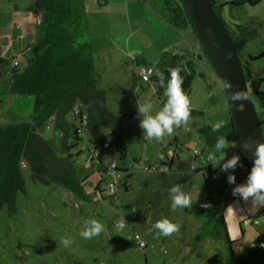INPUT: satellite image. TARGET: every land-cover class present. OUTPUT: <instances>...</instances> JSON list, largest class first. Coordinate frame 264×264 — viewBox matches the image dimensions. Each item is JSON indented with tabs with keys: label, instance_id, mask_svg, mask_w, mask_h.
Returning a JSON list of instances; mask_svg holds the SVG:
<instances>
[{
	"label": "rangeland",
	"instance_id": "374dc122",
	"mask_svg": "<svg viewBox=\"0 0 264 264\" xmlns=\"http://www.w3.org/2000/svg\"><path fill=\"white\" fill-rule=\"evenodd\" d=\"M21 1L23 5L30 0ZM72 1L78 5V8L83 7L87 15L89 40L96 68L99 64L102 66L101 62L104 61L107 65L122 64L126 61L123 56H128V50L134 52L136 49L131 54L132 58L136 57L140 51L146 55L143 57L149 59L145 46H151L148 39L152 40L154 31L150 27L151 20L147 21L149 13L143 0H109L113 4V9L111 13L105 14L88 12L93 11L91 9L97 6V0ZM222 1L225 0H217V4ZM222 7L224 11L221 18L227 26L246 25L254 33L240 51L241 59L244 61L248 56H255L264 50V0L255 7L247 5L236 7L229 3H224ZM152 50L153 47L150 48V53ZM154 64L155 62H152V65ZM199 69L202 70L201 67ZM251 69L264 76V61L252 63ZM196 74L198 76V71ZM114 80L108 97L117 96L114 101L116 105L115 108L113 107L114 112L119 115L125 113V116H122L124 119L123 142L131 145L133 141L136 146H139L140 128H137L133 119H130L128 112L125 111V105L131 107L134 103L133 99L129 96L123 97L121 93L126 91L125 84H122L118 77ZM206 89L210 90V99L213 97L212 94H219L215 96L217 99L215 105L225 108L227 112V104L219 82L217 81L216 85L208 82ZM11 97L0 95V125L28 121L32 116V103L31 107L18 105L10 102ZM158 102L159 100L154 98L152 103L158 104L157 107H159ZM253 102L257 110V101L253 100ZM108 103L110 108L114 105L111 100ZM78 104L82 111H86L81 103ZM258 119L264 138V118L258 114ZM70 128L73 131L75 126L70 124ZM100 130V142L105 139L111 141L109 151L100 159L101 163L86 151L90 147L89 139H82L77 143V147L66 151L61 130L55 122H49V128H45V124L36 128V133L50 144L56 157L67 158L71 154L70 160L76 175L80 180H84L82 191L85 197H76L58 184L44 185L33 182L29 168L24 163L25 168L22 167L24 169L21 170L24 191L17 195L16 214L9 216L5 208L0 211V262L2 264H144V256L147 264H162L166 261L168 264H182L181 259L179 262L174 260L176 251L174 238L180 235L181 222L184 220L182 208L173 210L170 207L171 200L166 195L163 184L160 181L158 183L145 178L147 173L144 175L145 172L141 171L143 166L141 162L133 164L134 170L142 173L133 177L132 185L129 180L133 173H123L122 179L118 181L115 195L107 196L106 178L102 174L104 166L109 163L119 166L122 163L117 155H112L114 136L111 131L107 128ZM66 144L67 147L73 144L71 136L67 138ZM81 145L85 147V151L77 154ZM124 169H128V166ZM124 183L129 185L128 188H123ZM95 188L98 189L97 192L94 191ZM187 215H189L186 228L188 237L189 224L193 222V218L190 214ZM89 218L97 219L104 225V229L98 236L84 239L80 236V232L84 228L85 220ZM162 218H168L177 224L178 230L167 237L160 235L152 228V225ZM120 225L123 226L119 227ZM211 231L212 228L208 227V243L200 248L204 250L206 247L225 259L228 252L223 249L219 241H216V238L209 237ZM134 233H137L147 244L145 249H138L131 241ZM64 239L70 240L67 246L63 243ZM177 255H180L182 259L186 256L184 251ZM188 264H199V262L190 258Z\"/></svg>",
	"mask_w": 264,
	"mask_h": 264
},
{
	"label": "crops",
	"instance_id": "0c3cea01",
	"mask_svg": "<svg viewBox=\"0 0 264 264\" xmlns=\"http://www.w3.org/2000/svg\"><path fill=\"white\" fill-rule=\"evenodd\" d=\"M32 1L22 5L21 0H0V59L20 63V70L29 57V46L34 42L35 19L29 11ZM143 1L149 13L147 21L151 20L152 25L150 27L154 31L152 40L148 39L151 46H145V52L149 59L143 57L146 55L140 51H137L136 57L132 58L131 54L136 51L135 49L134 52L132 50L127 51L128 56H123L126 61L122 64H112L111 61L112 65H107L104 61L101 62L102 66L100 64L97 68L95 66L98 86L107 91L106 106L114 116H125V113L119 115L114 112V106H116L114 101L117 96L108 97L111 84L115 82V77H118L121 83L126 86V91L121 95L123 97L129 96L134 102L131 107L125 105V111L128 112V117L133 119V123L139 129V120H136V118H140L137 113V105L146 102L152 103L154 98L158 99L159 97L162 100L164 97L163 93L157 91L158 80L153 79L156 62L163 55L179 54L191 60L195 64L196 73L198 71V76L195 75L187 95L190 100V116L186 123L175 127L171 135H166L159 141L145 139L142 130L139 129L140 133L138 132V134L141 135L138 140L139 146H136L133 141H131V145L124 143L123 148L120 149L123 154L114 147V150L111 149L113 150L112 155H117L124 164L132 166L133 174L129 180L131 185L133 177L135 178V175L142 173L134 170V163L157 162L167 166L169 170L166 173L143 174H146L145 178L155 180L158 183L161 182L167 196H169L168 192L172 186L180 185L191 199L192 204L181 210L184 216V220L181 222L182 231L179 236L176 235L174 238L176 246L174 260H177L176 262L181 259L182 264H188L189 259L192 258L197 260L199 264H264V247H261V244L264 243V208H260L254 213L239 211V208L246 209L248 205L232 195L234 185L228 183L227 173L221 172L218 166L213 168L211 164H208V161L201 163L192 156L193 150H199L207 158V153L214 150L216 137L225 135V138L235 145V148L225 149V159L232 155H239L240 157L239 165L233 171L235 183L244 182L248 174L249 169L236 148L228 111L226 112L225 108H219V105H215L217 102L215 96L217 97L219 94H212L213 97L210 99V90L206 89L208 82L216 85L218 80L203 58L202 50L193 32L189 28L177 29L168 25L160 14L152 8L149 0ZM229 1L225 0L217 4V0H214V4L219 7L224 3H229ZM112 9L113 4L109 0H104L101 4H98L97 0V6L91 9L93 11L88 12L105 14L111 13ZM223 11V7H221V15ZM152 47L153 50L150 53L149 50ZM152 62L155 64L152 65ZM200 67L202 70L199 69ZM140 69L146 71L149 76L148 80L143 79ZM10 100L11 103L18 105L30 106L32 103L31 99L26 97L12 96ZM110 100L114 104L111 108L108 103ZM161 100L158 102L159 107H157L158 104L152 103L153 112L158 111L163 105ZM220 120L225 122L224 126L219 132H212V123ZM70 132L71 128L69 134ZM55 134L54 131L53 135L55 136ZM89 140L90 145L92 138L90 137ZM66 146L68 145L66 144ZM187 214L193 218V222L189 224L190 235L188 237L186 236L189 218ZM220 216L223 219L226 237H223L222 234ZM208 227L212 228L209 237L216 238V241H219L223 249L228 252V256L224 257L225 259L219 253H214L206 247L204 250L200 248L208 243ZM182 251L186 255L183 259L177 255ZM211 258L214 259L209 263ZM144 264H147L145 256ZM162 264L168 263L166 261Z\"/></svg>",
	"mask_w": 264,
	"mask_h": 264
},
{
	"label": "trees",
	"instance_id": "16d2710c",
	"mask_svg": "<svg viewBox=\"0 0 264 264\" xmlns=\"http://www.w3.org/2000/svg\"><path fill=\"white\" fill-rule=\"evenodd\" d=\"M149 1L152 8L168 25L177 29L189 28L193 32L189 18L179 0ZM102 2L104 0H98V3ZM211 2L216 17L224 24L237 49L248 94L252 102L256 100L258 104L255 111L264 118V76L251 69L252 63L264 61V50L255 56H248L243 61L240 51L253 37V31H250L246 25L227 26L220 14L223 5L216 7L214 0ZM260 2L261 0H230L229 4L236 7L243 5L255 7ZM29 11L35 19V34L24 67L18 73H12V61L0 59V95L28 97L32 102V116L28 121L0 125V211L5 208L9 216L16 214L17 195L24 191V179L21 175V170L24 168L20 166L21 163L28 166L33 182L44 185L58 184L76 197H85L82 191L84 180H80L76 175L70 160L71 154L67 158L56 157L50 144L36 133L37 127L53 118V122L61 130L65 150L69 151L77 147V143L82 140L77 137L75 128L69 134V126L73 124L69 115L74 103H81L85 107L91 143H101L100 129L107 128L114 136L115 149L120 151L124 146L123 118L114 116L108 110L107 91L98 86L83 7L78 8L72 0H33ZM202 56L208 63L203 52ZM177 65L182 68L181 75L184 82L181 87L186 95L192 86L196 75L195 64L184 55H163L154 66L153 77L159 82L157 91L164 94L162 100L158 97L162 104L167 98L165 91L168 80L167 70ZM157 70L164 76L163 85L156 75ZM211 70L216 76L212 68ZM217 80L221 84L218 78ZM69 136L73 144L67 147L66 140ZM102 155L98 156L99 161ZM120 161L125 165L121 159ZM105 167L102 171L103 176ZM119 171L124 169L120 168ZM127 186L129 185L123 184V188H128ZM94 191L97 192L98 189L95 188ZM219 220L223 237H226L221 216ZM213 259H209L208 262L211 263Z\"/></svg>",
	"mask_w": 264,
	"mask_h": 264
},
{
	"label": "clouds",
	"instance_id": "9594fccd",
	"mask_svg": "<svg viewBox=\"0 0 264 264\" xmlns=\"http://www.w3.org/2000/svg\"><path fill=\"white\" fill-rule=\"evenodd\" d=\"M168 71V80L166 84V101L159 108L158 111L153 112V105L146 102L137 105V113L140 116L139 128L142 130L143 137L147 140H161L166 135H171L175 127L186 123L190 116V100L185 92L182 90L184 78L181 75L182 68L177 65L175 68H170ZM184 71H187L184 69ZM157 77L160 79L162 85L164 82L163 74L157 70ZM221 90L224 91L233 88V85L228 80H223L220 84ZM228 101L233 103L247 99L246 94L242 90H234L227 94ZM228 105H226L227 107ZM237 111L243 110L242 103H235ZM224 121L220 120L212 123V132H219L224 126ZM243 146L247 148L248 141L242 142ZM233 147L225 135H218L215 140L214 150L207 153L208 164L213 168L219 167L221 172L227 173V181L233 184L232 195L238 197L241 201L248 205L245 208H239V211L254 213L264 208V141L257 143L252 150V165L244 182L240 184L235 183V176L233 171L239 165V155H232L225 159V149ZM169 197L171 200L170 207L185 209L189 207L192 202L188 194L182 189L180 185H174L169 189ZM152 228L157 230L162 236H169L178 230L177 224L171 222L168 218H162L153 223ZM104 229V225L95 218H89L84 222V228L80 232V236L84 239H92L98 236ZM64 245H68L70 240L64 239ZM264 247V243L261 244Z\"/></svg>",
	"mask_w": 264,
	"mask_h": 264
},
{
	"label": "water",
	"instance_id": "95a60500",
	"mask_svg": "<svg viewBox=\"0 0 264 264\" xmlns=\"http://www.w3.org/2000/svg\"><path fill=\"white\" fill-rule=\"evenodd\" d=\"M179 1L189 18L197 42L220 83L226 79L233 85V88L224 90L223 94L228 105L236 148L250 169L252 150L264 138L252 98L247 91L237 49L224 24L216 17L211 0ZM11 71L18 73L20 63L13 62ZM234 90H242L246 94L247 99L235 102L243 104L242 111H237L235 103L227 99V94ZM245 140L248 141L247 148L242 143Z\"/></svg>",
	"mask_w": 264,
	"mask_h": 264
},
{
	"label": "built area",
	"instance_id": "2783aa9c",
	"mask_svg": "<svg viewBox=\"0 0 264 264\" xmlns=\"http://www.w3.org/2000/svg\"><path fill=\"white\" fill-rule=\"evenodd\" d=\"M140 74L142 75L144 80H148L149 76L146 73L145 70L140 69ZM70 122L74 124L75 131L77 133V137L82 139H90L91 135L89 131L87 130L88 125V117L85 111L81 110L80 105L76 102L72 105L70 110ZM53 118L48 120L45 123V128H49V122H53ZM111 147V141L108 139H105L101 143H91L90 147L86 150L92 158L97 159L100 154H106ZM78 151H85L84 146H80ZM192 156L199 160L201 163L208 161L206 157H204L199 150H193ZM161 157V156H159ZM21 166L24 167V163H21ZM125 166H128V169H124ZM120 168L124 169V171H119ZM132 166L125 164L117 166L116 164L109 163L105 167V185H106V191L107 194L110 196H114L117 190L118 181L122 179L123 173H132L133 170L131 169ZM169 168L167 166H163L157 162H150L143 164L141 171L145 173H166L168 172ZM123 225H120L119 227H122ZM131 241L136 245V247L140 250L145 249L147 244L142 240V238L137 234L134 233L132 235Z\"/></svg>",
	"mask_w": 264,
	"mask_h": 264
}]
</instances>
